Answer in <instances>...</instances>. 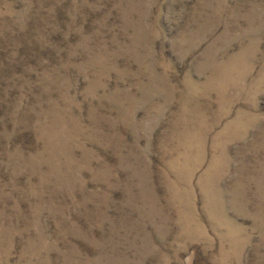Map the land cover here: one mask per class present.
<instances>
[{
    "label": "rangeland",
    "instance_id": "rangeland-1",
    "mask_svg": "<svg viewBox=\"0 0 264 264\" xmlns=\"http://www.w3.org/2000/svg\"><path fill=\"white\" fill-rule=\"evenodd\" d=\"M0 264H264V0H0Z\"/></svg>",
    "mask_w": 264,
    "mask_h": 264
}]
</instances>
